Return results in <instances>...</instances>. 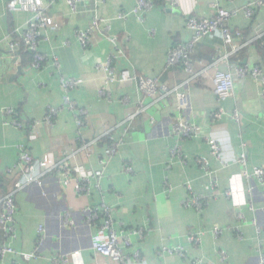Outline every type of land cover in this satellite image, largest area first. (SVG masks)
<instances>
[{"label": "crops", "instance_id": "crops-1", "mask_svg": "<svg viewBox=\"0 0 264 264\" xmlns=\"http://www.w3.org/2000/svg\"><path fill=\"white\" fill-rule=\"evenodd\" d=\"M10 1L0 0V200L17 183L20 189L14 194L16 238L5 239L0 226V243H8L17 254L35 251L38 258L24 262L9 255L0 264H53L55 257L76 251L79 254L68 264H111L94 253L105 236L86 223L84 214L86 207L102 203L112 210L117 235L128 236L129 244L121 241L120 248L134 264H264V186L255 179L237 178L244 171L264 167L263 86L249 76L234 77L232 95L223 101L213 89L215 71L232 73L236 67L259 66L264 73V8L247 19L242 9L249 0H176L173 12L156 0L139 22L132 16L125 21L117 18L119 13L130 14L136 0H78L74 12L66 0H41L54 16L56 28L40 30L37 52L45 61L36 69L23 44L33 14L9 10ZM216 5L239 11L227 23L239 34L235 38L239 49L233 52L217 31L195 48L193 77L181 67L167 68L169 49L190 39L186 18H210ZM94 18L105 22L89 47L82 48L75 32H85ZM116 46L122 50L112 61L116 71L127 69L155 79L174 92L147 99L134 83H113L107 87L111 103L100 98L106 73L97 65L114 56ZM61 77L81 80L68 96L88 112L81 135L84 142H94L88 157L76 154L80 144L73 112L62 111L52 127L43 122L48 108L63 102ZM176 93L185 96L184 107L179 106ZM7 109L16 111L14 124L4 114ZM140 109L144 111L138 113ZM219 109L226 115L213 120ZM234 112L238 121L231 119ZM178 119L195 126L197 135L176 140L172 129ZM108 133L119 144L110 158L105 153ZM209 141L220 147V160L211 155ZM176 143L185 163L171 156ZM20 149L35 160L50 157L54 163L68 161L70 167L84 172L101 171L102 178L89 180L87 195L75 191L73 173L64 177L58 169H36L25 177L15 170ZM199 158L207 161V172L197 163ZM22 177L25 183H20ZM235 185L241 190L240 205L228 196ZM193 196L205 199L200 211L185 206ZM39 227L44 233L37 247ZM140 228L142 237L127 235ZM216 228L221 230L217 236ZM191 232L200 233L196 245L187 241ZM176 247L183 249L184 257L173 252L159 255L164 248Z\"/></svg>", "mask_w": 264, "mask_h": 264}, {"label": "built area", "instance_id": "built-area-1", "mask_svg": "<svg viewBox=\"0 0 264 264\" xmlns=\"http://www.w3.org/2000/svg\"><path fill=\"white\" fill-rule=\"evenodd\" d=\"M156 0H136V6L130 14L119 13L117 18L120 20H126L128 17H135L139 22H143L146 13L153 10L155 7ZM228 3L234 0H224ZM78 0H66V3L72 12L75 11ZM162 2L170 9H173L176 0H162ZM216 7V12L210 18H199L195 16L187 17L185 21L186 29L190 32L191 36L187 42L182 44L173 45L168 52L166 67H181L185 73L188 75L194 74L195 63L192 60L195 48L201 43L206 37L214 32L219 31L222 34L224 43L232 47L233 52H236L239 47L235 43V38L239 37L237 32L231 31L227 26V23L231 18H234L238 14V10L227 11L218 5ZM9 10L20 11L25 10L33 14L32 19L28 23V27L23 34V44L25 50H28L33 55L32 66L39 69L45 61V57L41 56L37 52L38 41L40 39L41 29H55L56 24L54 22V16H50L47 7L44 6L41 0H11L8 3ZM264 8V0H249L247 5L242 9V13L247 19H251L255 16L257 9ZM105 21L103 19L94 18L91 22L89 28L83 32L77 30L75 32L76 38L78 39L82 48H88L90 45L91 38L99 32V27ZM113 43H115L113 41ZM122 55V50L115 47L114 56L111 55L110 58L103 64H98L97 68L104 73H106V79L104 82V87L98 91L100 98L104 99L108 103H111V93L107 88L113 83H134L137 86L138 93L147 99H153L157 93L161 92L165 96L172 94L174 91L167 89L160 85L158 81L151 78H145L135 73H130L127 69H122L116 71L113 68V59L120 57ZM195 75V74H194ZM251 77L252 79L259 80L263 86L262 96L264 98V73L259 66L248 69L247 67H236L232 73H224L220 71H215L213 75V89L218 98V100L223 101L228 99L232 95L234 77L239 80H244L246 77ZM81 84V80H76L73 78L65 79L60 78V87L63 92V102L59 107H49L47 113L43 119V122L50 127L53 126L54 117L59 115L62 111L68 110L74 113L76 118L77 127V141L80 144L76 151L77 155H84L88 157L94 142H84L82 140V129L88 123V112L84 109L78 108L77 104L70 100L69 92L77 88ZM178 103L180 107H184L186 99L183 94L176 93ZM123 105H127L128 100L126 98L122 99ZM144 111L140 109L138 113ZM4 114L12 119L15 118V111L12 109H7ZM226 115L223 109H219L216 113L212 115L213 120H220ZM131 118V116H130ZM231 119L238 121L239 116L236 112L232 113ZM129 120V119H128ZM198 133V129L190 123L178 119L172 129V135L179 139H191L195 137ZM111 133L106 134L108 140V148L105 153L107 157H113L118 150V143L115 142ZM178 142V141H177ZM209 146L211 150V155L216 159H221V149L214 142L209 141ZM171 156L178 158L180 162L185 163V159L181 153L180 147L176 143L171 151ZM197 163L200 165L201 169L208 171V163L205 159L199 158ZM240 163L245 164L244 156L240 157ZM36 169H42L43 171H50L58 169L60 173L66 177L69 173H73L76 176L74 189L76 192H83L85 194L90 193V179H96L99 181L102 178L101 171L95 172H84L81 167H70L68 161H63L61 163H54L50 157L35 160L33 159L26 150L20 149L18 163L15 167L17 172L23 173L26 176L32 174ZM131 169L126 168L125 172L130 173ZM10 170L8 173H12ZM25 177H22L20 183H25ZM237 178L239 179H255L259 185L264 186V167L253 168L251 173L244 171ZM236 178V179H237ZM35 178H30L29 181ZM69 180L65 181V184H69ZM233 187V186H232ZM20 189V185L17 183L16 188L3 197L0 200V226L3 231L5 239L14 240L16 238V231L14 228V219L16 215V203L14 199V194ZM241 190L235 185V187L229 190L228 196L233 200L235 205H240ZM205 199L200 196H193L185 200V206H193L197 211H200ZM84 214L86 216V223L93 227L99 228L100 232L105 236V239L101 241L94 248V253L97 256L107 259L111 264H134L130 257H127L120 248L121 241L125 244H129L128 236H118L114 229V221L112 217V210L105 204H101L96 208L86 207L84 209ZM44 230L42 227L38 228V235L36 240V246L41 245L43 240ZM221 233L220 229L214 230V235L217 236ZM144 230L142 228L128 231L127 235L142 237ZM236 236L239 237L237 232ZM187 241L190 244H198L200 241V233L191 232L187 237ZM162 252H173L178 254L180 257H184V251L181 247H176L175 249L169 251L163 249ZM79 252H74L69 256L61 255L57 256L52 260L53 264H68L73 257L77 256ZM9 255H15L19 257L24 262H30L38 258L37 253L34 251L29 254L16 253L11 246L7 243H0V262L4 260L5 257ZM222 259H224V254L221 253ZM135 262H138V255H134ZM9 264H19L17 261H12ZM193 264H198L197 262Z\"/></svg>", "mask_w": 264, "mask_h": 264}, {"label": "trees", "instance_id": "trees-1", "mask_svg": "<svg viewBox=\"0 0 264 264\" xmlns=\"http://www.w3.org/2000/svg\"><path fill=\"white\" fill-rule=\"evenodd\" d=\"M160 1H162V0H160ZM155 4H156V1H155ZM26 56H27V59H28L29 63H31V61H32V58H31L32 57V54L29 51H27ZM105 139H102V140L104 141ZM105 141H107V139Z\"/></svg>", "mask_w": 264, "mask_h": 264}, {"label": "water", "instance_id": "water-1", "mask_svg": "<svg viewBox=\"0 0 264 264\" xmlns=\"http://www.w3.org/2000/svg\"><path fill=\"white\" fill-rule=\"evenodd\" d=\"M166 11H168V12H173L175 9H170V8H168L167 6H166Z\"/></svg>", "mask_w": 264, "mask_h": 264}]
</instances>
